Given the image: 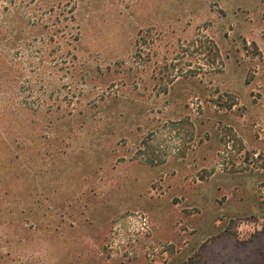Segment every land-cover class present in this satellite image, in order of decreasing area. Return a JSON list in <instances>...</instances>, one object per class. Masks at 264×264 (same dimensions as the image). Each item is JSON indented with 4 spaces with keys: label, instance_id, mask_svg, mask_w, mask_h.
<instances>
[{
    "label": "rangeland",
    "instance_id": "obj_1",
    "mask_svg": "<svg viewBox=\"0 0 264 264\" xmlns=\"http://www.w3.org/2000/svg\"><path fill=\"white\" fill-rule=\"evenodd\" d=\"M55 2L13 0L3 19L0 1V29L20 27L0 40V264H264V0H86L80 62L148 85L83 128L35 120L71 84L19 20ZM151 127L153 164L136 154Z\"/></svg>",
    "mask_w": 264,
    "mask_h": 264
},
{
    "label": "trees",
    "instance_id": "obj_2",
    "mask_svg": "<svg viewBox=\"0 0 264 264\" xmlns=\"http://www.w3.org/2000/svg\"><path fill=\"white\" fill-rule=\"evenodd\" d=\"M6 1L7 6L4 16L5 19L10 14V7L13 0ZM86 0H57L54 5L47 9V13L41 17L31 19H20L19 25L29 30V33L44 32L43 53L45 59L43 60L52 66L51 71L54 72L62 80L70 81V87L50 85L48 102L44 103L43 108L36 113L35 120L46 119L49 127H52L54 122L63 121L69 126L77 125L81 128L90 125L93 121H100L102 125L120 116H124V112L120 111L115 116H111L109 110L104 109L105 105L113 106L117 102H123L125 98H132L134 100L142 99L144 95L130 94V88L134 90L140 85H148V81L140 77L141 71L137 67H126L123 62H116L112 67L105 69L96 68L89 71L85 64L80 62L77 55V43L81 38V20L78 18V8ZM27 1H25L26 3ZM8 22V21H7ZM0 23H2L0 21ZM5 31L0 29V40L6 42V47H13L18 36L16 31L20 27L14 26L13 20L10 24L7 23ZM5 34V35H4ZM140 40L137 41V46L140 45ZM138 52V49H137ZM140 57L135 54L133 64H138ZM47 59V60H46ZM60 65V66H59ZM153 86H167L173 84V79L170 74H165L161 78H152ZM76 86V87H74ZM80 88H79V87ZM62 89L64 91H62ZM117 89V90H116ZM116 90V91H112ZM100 91V92H98ZM64 92V93H63ZM160 95H158L159 97ZM163 96H167V92H163ZM143 101V99H142ZM62 104V105H60ZM76 105L72 107V105ZM183 121H190L189 118L181 117V119H173L167 121L169 124L180 123ZM166 123V122H165ZM108 125L110 122L107 123ZM99 125V124H97ZM36 126V124H35ZM157 129L151 127L150 133L141 138L136 154H144L149 157L148 161L153 164V150L147 145L146 141L156 136ZM122 140L128 139L126 134L122 135ZM70 140V136L62 137V140ZM141 148V149H139ZM156 162V161H155Z\"/></svg>",
    "mask_w": 264,
    "mask_h": 264
}]
</instances>
